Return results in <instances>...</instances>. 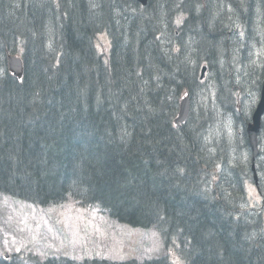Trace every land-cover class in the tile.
Returning a JSON list of instances; mask_svg holds the SVG:
<instances>
[{
    "label": "trees",
    "instance_id": "16d2710c",
    "mask_svg": "<svg viewBox=\"0 0 264 264\" xmlns=\"http://www.w3.org/2000/svg\"><path fill=\"white\" fill-rule=\"evenodd\" d=\"M221 6L0 0V194L42 207L67 199L96 206L120 223L154 228L166 244L176 241L186 264H264L261 222L240 215L248 165L232 167L227 139L206 145L215 113L200 108L183 126L173 123L181 93L201 90L203 60L218 74L221 113L236 104L229 75L245 71L244 34L264 14V0L235 5L234 20L216 19ZM237 31L244 38L231 46ZM104 32L107 59L95 45ZM7 52L21 54L20 80L3 70ZM27 255L0 264H169Z\"/></svg>",
    "mask_w": 264,
    "mask_h": 264
},
{
    "label": "rangeland",
    "instance_id": "374dc122",
    "mask_svg": "<svg viewBox=\"0 0 264 264\" xmlns=\"http://www.w3.org/2000/svg\"><path fill=\"white\" fill-rule=\"evenodd\" d=\"M216 12L217 16L223 12L230 15L231 7L228 6L225 9L219 7ZM258 17V20L257 18L253 20L254 28L250 32L251 35L247 32L244 34L246 41H250L248 46L241 47L246 51L245 60L241 61L245 71L241 77L239 74L229 75V83L237 87L233 91L237 101L235 109H238L235 112L236 116L230 109L221 113L222 108L219 103L221 87L217 81L218 74L214 72L208 73L205 82L201 85V90L196 92L193 98L192 114L197 115L200 108L215 113L217 120L209 125L207 139H205L207 142L215 138L222 141L224 135L229 140L228 150L232 164L241 162L248 165L250 160L248 149L243 147L242 122L251 117L257 103L258 88L264 68V14ZM244 35L237 31L227 42L231 46L236 45L240 43ZM252 38L258 39L252 41L250 40ZM108 39L105 32L96 37L95 45L100 53H107ZM192 47H194V41ZM211 63L215 64V61ZM5 68L6 66L3 65V70ZM219 115L221 116L218 117ZM218 122L222 123V128ZM260 147L261 165L257 166V169H259V186L264 192L262 170L264 167V119L260 133ZM249 180L251 182L249 181V185L245 188L247 216L250 215L252 208H258L262 204V198L257 196L250 184L252 180ZM17 252L36 256L40 260L48 256H61L77 261L84 258H108L111 261H122L131 257L140 260L168 255L171 264H184L177 255L175 247L170 246L165 250L159 236L153 230L146 232L130 230L109 220L105 214L95 209L79 208L72 201L63 205L39 208L0 195V257L7 255L9 258Z\"/></svg>",
    "mask_w": 264,
    "mask_h": 264
},
{
    "label": "water",
    "instance_id": "95a60500",
    "mask_svg": "<svg viewBox=\"0 0 264 264\" xmlns=\"http://www.w3.org/2000/svg\"><path fill=\"white\" fill-rule=\"evenodd\" d=\"M139 3H141L142 5H146L147 0H136ZM8 66H9V70L10 72L15 75L16 77L20 78L21 74H22V62L20 59L15 58V57H8ZM204 68L202 70V74L204 72ZM188 108H189V103H188V97H185L184 99L181 100L180 103V109H179V113H178V117L176 119V121L178 122H183L186 117H187V113H188ZM264 113V84L261 90V98H260V102L257 106V109L253 115V123L251 125H249L247 133H248V137H249V144L250 146L255 149V145H256V134L257 131L259 129V125H260V118L262 116V114Z\"/></svg>",
    "mask_w": 264,
    "mask_h": 264
},
{
    "label": "bare ground",
    "instance_id": "6f19581e",
    "mask_svg": "<svg viewBox=\"0 0 264 264\" xmlns=\"http://www.w3.org/2000/svg\"><path fill=\"white\" fill-rule=\"evenodd\" d=\"M10 10V9H9ZM14 19V18H13ZM28 22V21H27ZM246 22V21H245ZM114 102H115V100H114ZM122 113V112H121ZM251 116V115H250ZM130 118V117H129ZM199 154V153H198ZM244 173V172H243ZM188 182V181H187ZM236 183H237V181H236ZM239 183V182H238ZM231 184H233V183H231ZM235 184V183H234ZM237 186V185H236ZM237 189V188H236ZM239 191H240V189H239ZM240 194V193H239ZM240 196V195H239ZM241 200V199H240ZM235 201V200H234ZM243 202V201H242ZM260 220V219H259ZM250 225V224H249ZM258 227V226H257ZM253 228V227H252ZM259 230V229H258ZM261 230V229H260ZM256 231V230H255ZM263 232V231H262ZM257 233V232H256ZM255 237V236H254ZM248 238V237H247ZM260 245V244H259Z\"/></svg>",
    "mask_w": 264,
    "mask_h": 264
}]
</instances>
